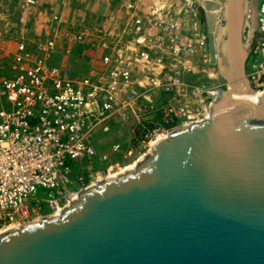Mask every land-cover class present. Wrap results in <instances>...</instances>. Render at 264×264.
<instances>
[{"label": "built area", "instance_id": "2783aa9c", "mask_svg": "<svg viewBox=\"0 0 264 264\" xmlns=\"http://www.w3.org/2000/svg\"><path fill=\"white\" fill-rule=\"evenodd\" d=\"M36 5L22 3L34 26L0 29V232L61 213L118 173V163L96 171L122 145L99 156L98 136L121 125L150 151L157 139L205 121L228 89L212 77L201 0H126L95 24L55 8L32 11ZM254 25L244 30L247 78L264 92V0Z\"/></svg>", "mask_w": 264, "mask_h": 264}, {"label": "water", "instance_id": "95a60500", "mask_svg": "<svg viewBox=\"0 0 264 264\" xmlns=\"http://www.w3.org/2000/svg\"><path fill=\"white\" fill-rule=\"evenodd\" d=\"M245 9L227 0L219 41L215 27L208 37L212 63L217 50L224 68L231 59L242 88L226 78L205 121L172 131L60 214L1 233L0 264H264V92L230 95L256 93Z\"/></svg>", "mask_w": 264, "mask_h": 264}, {"label": "rangeland", "instance_id": "374dc122", "mask_svg": "<svg viewBox=\"0 0 264 264\" xmlns=\"http://www.w3.org/2000/svg\"><path fill=\"white\" fill-rule=\"evenodd\" d=\"M126 0H37L36 8L32 11H45L55 8L56 10H62L66 13H70L72 21H87L92 24L100 21L104 16L108 15L111 11H116L119 6H121ZM23 0H0V29L4 28H14L15 31L20 32L23 27L34 26L33 15H27L29 10L26 7L22 8ZM216 73H212V77L217 76L222 81L227 82V76L220 73L219 64L213 65ZM223 75V76H222ZM188 77V76H187ZM194 75L189 76V84L194 81ZM229 79H231L229 77ZM158 115L153 117V121H158ZM130 126V124H128ZM138 132V131H137ZM132 138V131L128 128H124L119 125L112 132L108 134H103L98 136L97 152L99 156L107 155L111 152L112 144L117 141L122 145L117 152L110 154L109 160H100L96 166V171L106 170L110 164H117L121 168L120 173L125 172L129 168H134V166L140 161L141 156L145 157L150 154L151 151H140L137 146H134L130 140ZM133 150L131 157L128 156V152ZM144 153H146L144 155ZM141 157V158H139ZM119 173V174H120ZM100 176H95V179L89 178V183L94 182ZM103 180V179H102ZM44 189H40L39 197L43 198ZM0 227V231H1ZM5 231V230H4ZM0 232L1 233H4ZM9 231V230H6ZM5 231V232H6Z\"/></svg>", "mask_w": 264, "mask_h": 264}, {"label": "bare ground", "instance_id": "6f19581e", "mask_svg": "<svg viewBox=\"0 0 264 264\" xmlns=\"http://www.w3.org/2000/svg\"><path fill=\"white\" fill-rule=\"evenodd\" d=\"M255 8H253V6L251 7H249L247 10H249L248 11V13H247V16H248V19H246V23L247 24H249L250 23V21L251 22H253V24H255L254 25V27H253V29L255 28V26H256V10H257V8H256V6H254ZM224 16V15H223ZM222 31L223 30H221V29H219V28H217V30H216V35L217 36H219V38L218 39H220V37H221V34H222ZM220 34V35H219ZM217 46H218V44H217ZM223 56H222V53H218V50H217V63L219 64V67H220V73L221 74H223V75H225V76H227V77H230L231 79H233V82H235L236 83V85L239 87V88H242V84H241V82L240 81H238L239 79L238 78H232V75H234V73H235V71L231 68V65H232V60L231 59H227V63H229V65L226 67V68H224V64H223V58H222ZM234 71V72H233ZM226 93H227V90H225V92H224V94L222 95V96H226ZM262 94H263V92H261V91H256V93H254V94H250V93H238L237 91H235V90H233L232 92H230V95L231 96H233L234 98H236V99H240V100H251V101H258V100H260V98H261V96H262ZM165 137V136H164ZM160 139H162V137L161 138H159V139H157L153 144H152V148H153V146H154V144L158 141V140H160ZM152 148H151V152H152ZM144 157H142L141 159H140V161L143 159ZM140 161H138V163L140 162ZM137 163V164H138ZM137 164L134 166V168H136V166H137ZM130 169H132V168H129L128 170H130ZM128 170H126L125 172H123V173H126ZM119 171H121V169H119ZM120 172H118V173H115V174H113V173H110L109 175H107L106 174V176L105 177H102V179H100V181L99 182H102V181H104V180H107V179H111V178H115V177H118L119 175H121V174H123V173H120ZM99 182H97V183H95V184H98ZM95 184H93V185H95ZM77 197V196H76ZM76 197H74V199H76ZM58 214H60V212H57L56 214H53V215H51V216H55V215H58ZM40 220V219H39ZM35 221H37V220H35ZM21 227V226H20ZM17 228H19V226L18 227H14V226H12V227H9V228H7V229H4L5 231L6 230H12V229H17ZM3 232V231H2Z\"/></svg>", "mask_w": 264, "mask_h": 264}, {"label": "flooded vegetation", "instance_id": "af4514ba", "mask_svg": "<svg viewBox=\"0 0 264 264\" xmlns=\"http://www.w3.org/2000/svg\"><path fill=\"white\" fill-rule=\"evenodd\" d=\"M247 1V9L251 6L257 8L258 0H246ZM202 6L200 10V19L202 22V27L208 33V37L210 34V29L224 27L225 24V7L227 4V0H201ZM246 10L245 17L248 19L247 13L249 10ZM224 15V16H223ZM247 24V23H246ZM245 33V31H244ZM220 35V34H219ZM219 36H217V42L219 41ZM209 41V39H208ZM218 44V43H217Z\"/></svg>", "mask_w": 264, "mask_h": 264}]
</instances>
